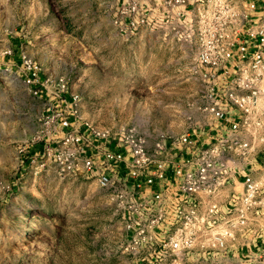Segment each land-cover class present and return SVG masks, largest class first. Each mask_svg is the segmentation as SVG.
Masks as SVG:
<instances>
[{
  "label": "built area",
  "instance_id": "1",
  "mask_svg": "<svg viewBox=\"0 0 264 264\" xmlns=\"http://www.w3.org/2000/svg\"><path fill=\"white\" fill-rule=\"evenodd\" d=\"M111 23L129 38L165 23L195 42L202 120L171 139L135 126L62 118L59 161L103 191L119 225L117 264H264V0H112ZM34 94L68 104L66 81ZM42 96V95H41ZM79 98L70 95L76 108Z\"/></svg>",
  "mask_w": 264,
  "mask_h": 264
},
{
  "label": "rangeland",
  "instance_id": "2",
  "mask_svg": "<svg viewBox=\"0 0 264 264\" xmlns=\"http://www.w3.org/2000/svg\"><path fill=\"white\" fill-rule=\"evenodd\" d=\"M111 2L0 0V264L121 261L106 194L84 174L62 170V136L71 132L62 118L132 125L149 140L202 120L200 82L190 74L194 39L169 23L122 37ZM22 60L41 79L63 78L68 104L51 99L54 84L34 94Z\"/></svg>",
  "mask_w": 264,
  "mask_h": 264
}]
</instances>
